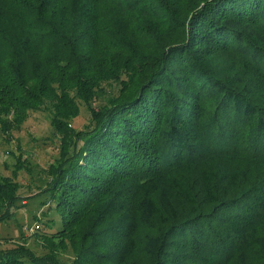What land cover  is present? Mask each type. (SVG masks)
Returning <instances> with one entry per match:
<instances>
[{"label":"trees","instance_id":"1","mask_svg":"<svg viewBox=\"0 0 264 264\" xmlns=\"http://www.w3.org/2000/svg\"><path fill=\"white\" fill-rule=\"evenodd\" d=\"M38 110L61 225L0 264H264V0H0V139Z\"/></svg>","mask_w":264,"mask_h":264},{"label":"rangeland","instance_id":"2","mask_svg":"<svg viewBox=\"0 0 264 264\" xmlns=\"http://www.w3.org/2000/svg\"><path fill=\"white\" fill-rule=\"evenodd\" d=\"M89 118V112L81 105L79 115L70 122L74 128L83 129L89 123ZM58 148L59 135L53 131L48 110L31 111L22 128L12 130L11 139H0V176L12 177L19 154L29 162L28 169H21L15 178L20 185L19 194L24 198L21 201L22 206L14 210L15 215L12 218L0 221V249L26 240L28 246L44 252L35 236L38 224L40 226V222H46L49 228L43 226V230L48 232L60 227L61 218L57 213H46V195L38 194L40 187L50 180L47 168L58 157ZM73 257L71 248L61 251L64 262ZM142 258L144 259L143 256ZM130 263L141 262L133 259Z\"/></svg>","mask_w":264,"mask_h":264}]
</instances>
